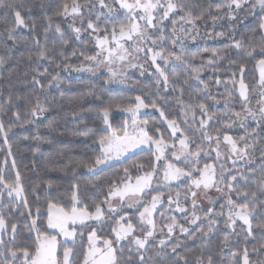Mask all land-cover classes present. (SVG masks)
I'll return each instance as SVG.
<instances>
[{
    "label": "snow or ice",
    "instance_id": "1",
    "mask_svg": "<svg viewBox=\"0 0 264 264\" xmlns=\"http://www.w3.org/2000/svg\"><path fill=\"white\" fill-rule=\"evenodd\" d=\"M100 9H106L107 13L112 14L117 11L115 7L106 3L105 0H97ZM114 4L119 5V9L126 11V23H121L118 26H113L111 31L107 28L101 29L98 24L93 20L87 21V29L97 33L96 42L97 48L99 49L93 55H84L83 61L80 68L77 71H88L96 72L101 68H106L108 72V81H114L117 78L120 82L124 81L126 68H137L144 69V64L139 63L140 54H144L145 61L150 60L154 66L153 75L156 77L158 85H162L165 91L169 89L178 92V96L175 97L176 102L180 105L183 123L191 122L196 125L191 131L193 135L199 133L201 137V143L196 144L192 136L181 128V122L176 119H168L165 116L164 110L159 108L157 102H153L150 107L160 112L161 117L167 121L168 128L170 129V135L168 139H165L162 134L158 136L149 135L145 130L148 121L137 122L136 116L141 108L149 107L145 105L144 101L140 96L135 99V107H127L122 109L125 112H129L132 115V129L130 133L127 130V126L122 127V135H117L113 131L110 135L101 136L99 138V144L102 147V151L99 155L95 156L94 160L82 161L72 168L73 173L77 172V169L83 167L90 173H93L94 169H98L100 165L105 164L107 161L112 160L114 157L118 158L135 149L140 148L141 145L148 144L149 146L155 145L158 154H155V161H161L166 151L172 152V157L176 160H180L182 157L185 162L192 160L198 163V157L202 152H208L212 150V145L215 144V151L217 158L221 155V134L223 135V142H226L231 146V152L235 154L237 159L247 158V162L250 167L248 169V175L240 174V178L245 181L250 179L256 185L255 191L242 190L236 186L238 181L237 175H232L231 179L224 175L225 168L221 165L220 175L217 178L215 167L212 164H205L203 171L199 168L189 169L178 167L177 165L169 162L163 170V176L166 181H180L181 178L190 180V184L184 186L183 196L184 200L187 201L191 198V212L190 215L185 216V222L189 225H197L199 227L195 231H191L189 227H185L177 221L175 216H168L166 212H160L161 223L157 224L154 218V213L158 210V205L163 204V193L157 192V194H151V185L154 176H156L160 169L157 164L149 163L145 164H134L133 168L138 172H143V175H137L135 182H131V176L128 168L124 169V177L121 179L119 184L113 182L109 185L108 191L104 198L95 203V210L89 211L88 207H77L78 203H81L78 199L77 192L79 185H74V190L71 195L72 206L65 208L64 206L54 202V200L47 201L48 218L47 225L49 228L58 229L59 234L67 238H71L72 242L75 243V237L77 236V230L75 225L84 226L87 221H102L105 217V209L103 205H107V211L109 213L119 212V208L115 207L112 203L114 198H118L121 202L129 201V206H135L137 209V219L139 223H133V217L127 212L123 215H119L116 219L115 226L112 227L111 232L114 235V239H101L97 236L96 229L92 228L88 234V245L86 251L82 253L83 259L80 261L76 260V252L74 247H64L63 254H58V241L55 235H50L47 231H40L36 228V219L33 218L30 231H36V239L31 245L24 247H5L6 241L4 235L7 234L9 229V222L5 218L3 210L0 209V264H190L189 259L186 255H181L178 249L183 248L184 244L179 239L175 243L172 242V237L176 229H179L181 234H185L192 239L197 238V233L201 237H206L213 232L214 227L217 225V218H224L225 223L229 228H234L237 221L241 223V232H245L247 236L251 237L253 234V218L256 215L261 214V210H264V199L260 197L264 196V147H260L259 156V173L256 172L254 162L257 159L251 153L257 150L255 140L258 135L256 128L248 130L246 127V121L251 120L257 124V127L264 128V17H261L260 23L258 24L259 39H256V30L253 35L247 37H241L240 39L232 38V44L228 46L229 49L243 52L248 58L260 57L257 61L260 67V79L256 87L260 89L259 99L257 100L258 108L254 109L249 106V85L245 83L243 74L246 71L245 65L240 64L237 67V71L232 72L229 81H224L218 77L214 83L216 85L224 84L225 87L229 83L235 87L237 84V73L240 74L239 83V96L243 100L241 111H231L229 104L232 98V93L228 92L223 97L225 108L227 111L222 114L211 112L209 110L206 99L211 98L212 101L219 103L217 95L212 94L210 91L209 83L201 79V72L208 65L224 59L226 53H218L213 51L212 58L207 63H201L195 65L192 61L195 56H189L185 53L183 48V37H188L190 30L185 25H191V30H196L197 22L204 19L205 12L211 17L213 23L218 19L217 16L212 15V6L201 11L199 15H195L193 8L198 6H190L187 0H113ZM90 0H84V3H80L79 0H71V3H65L62 8L55 13L56 16H69L73 18L81 17V23H83L82 8H89ZM0 8H5L11 15L13 24L6 29L4 33L7 39L15 42V31L19 27L29 28V24L26 22L23 12L25 5L23 2H12L5 3V0H0ZM41 11H44V4L39 5ZM95 5H92L89 10H93ZM217 13H223L230 21H239L241 19V13H252L256 8H259L264 12V0H224L223 3H216L214 5ZM31 11V8L28 9ZM104 12H100L97 15V21L100 20L101 16H104ZM172 19L171 34L173 38L170 43L173 47L180 45L179 51L166 50L159 47L160 42L165 40V36H156L155 32L161 31L159 25H162L165 20ZM48 25L43 28L45 36L49 32L52 26V18L47 17ZM29 30L33 33L36 31L35 22L32 23ZM56 32H61L59 25L55 27ZM74 32L79 34L82 29L80 27H74ZM103 32V35L99 33ZM217 35H224V33H218ZM195 39L194 36L190 37ZM39 40H36V44L39 46ZM67 45V42H65ZM151 45V46H149ZM54 51V50H53ZM72 56H76V52L72 53ZM59 57L62 61H67L69 57L65 55L64 51L59 52ZM32 55L28 56V60L32 61ZM47 59L51 63L55 64L57 68L61 65L56 63L53 59L52 52L46 47H40V50L36 53V60ZM161 60L165 66L171 65L170 69L162 67L157 61ZM133 61H137L133 63ZM87 62V63H85ZM6 63L3 57H0V64ZM119 66V70H118ZM231 66V65H230ZM63 67L66 69L70 67L67 63H64ZM183 68L189 73L187 79L182 81L179 80V76L176 72L177 68ZM31 75V83L34 85H40L41 91H45V86L40 84V77L49 75L48 69L44 68L41 72L39 68H33ZM171 71L173 78L170 80L168 72ZM215 72H219V69H215ZM29 75L28 72L24 73L25 78ZM143 75V71H141ZM60 79L59 72L56 75L51 76L47 87H51L53 83H58ZM192 80L198 81L203 85L202 92L207 95L201 99L200 93L189 94L190 102H184L183 96L185 93V87L190 84ZM254 87L252 91H255ZM161 103H168L169 101L163 97H158ZM12 98L9 96L8 104L11 105ZM5 111L4 107L0 105V112ZM48 108L45 106V101H42L39 96L35 98V102L30 105L25 113V123L29 122L30 118H35L43 115ZM109 108L102 109L105 124L110 128L107 117L109 115ZM199 113V118L197 117ZM16 120L21 118L19 111L12 113ZM72 115L75 117L78 114L73 112ZM220 119L224 123V127L230 128L236 122H239L241 128L244 129V135L239 137V143L237 139H234L231 135H228L226 131H222L221 128H216L214 132L209 131L211 127L210 122ZM230 121V123H229ZM52 127V124H49ZM159 133V129H156ZM0 134L4 135L5 143L7 144V131L3 121H0ZM177 137L178 139V150L177 149ZM34 139H41L39 136ZM249 140L253 143H249ZM208 145V148L203 147L204 144ZM242 143V146H240ZM264 143V141H262ZM195 144V149L191 146ZM9 155H11V145H8ZM235 163V161H234ZM15 168V161L12 162ZM198 172L196 176L194 173ZM225 181H227L225 183ZM120 184L123 187H120ZM223 184V187L220 185ZM0 199L3 197L4 190L7 191V196L13 199H21L28 208V200L24 195V188L21 183V177L19 172L15 174V180L9 183L4 180L3 174L0 173ZM49 187L51 184L49 183ZM215 188L218 193L224 195L225 204L221 205V211L216 212L213 208L204 210L200 207L198 199L209 200L210 203H214L209 196V189ZM33 193L36 194V188H33ZM151 195V201L145 202L142 197L143 195ZM233 194L237 198L243 199L245 202L238 203L237 200L232 198ZM181 192L177 191L175 199L172 194L168 195L167 202L169 210L172 205L175 204L176 208L181 213H188L187 207H182L180 204ZM36 199L39 200V195H36ZM142 209V210H141ZM197 209L203 213L201 216L198 214ZM224 209H227L225 212ZM36 216L42 215L41 209L37 207L35 209ZM24 213H21L23 216ZM28 216H32L31 209L27 211ZM167 220V223L163 221ZM207 220V230H205L204 221ZM256 228L264 232V221L255 225ZM18 225L11 223V240L13 244L16 240ZM166 230V231H165ZM157 232L161 237L158 242L155 240ZM98 241L100 246H98ZM121 241H128L129 247L127 249V256L124 255V248H117ZM67 243V241H64ZM158 244L159 250L153 249L152 245ZM223 248L229 247L230 240L228 236L223 238ZM208 245L204 244L201 246L200 254L194 257L192 264H217L216 260L211 254L205 255V249ZM221 249V252L223 251ZM170 249V251H165ZM119 251L120 255H117ZM152 255H148L149 252ZM255 255L258 257L256 260H252L250 257ZM172 257L171 260L166 258ZM221 264H224L223 258H221ZM227 264H264V243H261L259 247H253L251 253L249 249L245 247L242 253L233 252L232 258L227 261Z\"/></svg>",
    "mask_w": 264,
    "mask_h": 264
},
{
    "label": "trees",
    "instance_id": "2",
    "mask_svg": "<svg viewBox=\"0 0 264 264\" xmlns=\"http://www.w3.org/2000/svg\"><path fill=\"white\" fill-rule=\"evenodd\" d=\"M105 1L117 6V4L113 3V0ZM12 2L14 0H5V3ZM15 2H23L25 5L23 12L25 20L29 24V28L35 22L36 31L33 33L29 28L19 27L15 31V42L7 39L4 33L13 24V20L7 9L0 8V57H3L6 61V63L0 64V105L5 109V111L0 112V121H3L7 131V144L5 143L4 135L0 134V173L3 174L5 181L12 183L15 180L16 172H19L24 195L28 200V208L26 209L22 200L8 197L7 191L4 190L3 197L0 199V209L3 210L5 218L9 222L8 232L4 235L5 247H24L33 244L36 239V231L29 230L33 218L37 221L36 228L40 231H47L50 235H55V232L50 230L47 225V201L51 199L65 208H69L72 192L76 190L74 185H79L77 192L78 199L81 201V203H78L79 207L86 205L89 211H94L95 203L100 202L104 198L109 185L113 182L119 184L124 177L125 168L129 169L131 179L135 180V177L143 175V172L136 171L133 168L134 164H156L154 150L145 149L94 174L83 167L73 173L72 168L77 163L94 160L95 156L101 153L102 147L99 144V138L111 134L105 128L102 109L109 108V112L113 113L115 110L129 106L135 107L136 103H138L135 98L140 96L144 104L149 105L148 109H153L150 105L153 102H157L159 108L164 110L168 119H176L181 122V128L189 136L193 137L195 143H201L199 133L193 135L191 131L192 128L196 127L191 122V118L189 117L187 124L182 122L181 107L175 99L178 96V92L170 89L165 91L162 85L157 84L155 76L146 78L133 76L131 78V87L128 89L110 87L106 74L79 78H72L62 74L65 69L63 67L64 63L70 66L80 65L83 61L81 53L93 55L98 51L95 38L97 33L87 29V21L91 19L98 24L99 28H107L110 32L113 26L118 29L119 24L127 22L125 10L118 9L117 15L105 14L101 16L99 21L96 18L100 12L84 13L83 23H81L82 34L77 39V34L70 28L67 17L55 15L65 3L70 4L71 0H15ZM79 2L83 4L84 0H79ZM223 2L224 0H187L190 6H198L193 8L195 15H199L201 11L212 6V15L217 16L218 19L213 23L211 17L205 12L204 19L197 22L195 31L199 33V37L196 43L188 41L183 46L186 54L195 56L192 61L195 65L206 64L212 58L213 51L226 53L224 59L214 61L213 64L206 66L201 72V79L209 83L212 94H219L217 95L219 103L212 101L211 98L205 100L209 105V110L218 114L228 110L225 108L223 99L228 92L232 93L229 104L231 111H241L243 100L239 96V73H237V84L234 88L231 83L227 87L224 84L216 85L214 81L217 77L221 80L229 81L231 73L237 71L236 66L243 64L246 68L243 79L249 85L250 94L254 95L258 89L256 86L260 76L257 61L260 57L248 58L243 52L229 49L228 46L232 44L233 37L235 39L247 37L253 35L254 30H256V39H259L258 24L261 17H264V12H258L238 29H234L226 22L227 17L223 13L215 11L214 5ZM41 3L45 6L44 11L39 8ZM29 8H31V11L28 10ZM47 17L52 18V26L45 36L43 28L48 25ZM56 25L60 26L61 32H56ZM165 27V40L159 44V47L166 50L179 51L180 45L173 47L170 43L173 38L171 34L172 22L167 23ZM218 33H224V35H217ZM99 35H103V32L99 33ZM37 39L40 42L39 46L36 44ZM65 42H67V45H65ZM40 47L48 48L52 52L53 59L61 67L57 68L55 64L47 59L37 61L36 53L40 50ZM60 51H64L65 55L69 57L67 61L60 59ZM74 51L76 56H72ZM29 55H32V61L28 60ZM33 68H39L41 72L44 68L48 69L49 75L39 78L40 84L45 86V91H41L40 85L31 83V70ZM217 68L219 69L218 73L215 72ZM25 72L29 73L26 78L24 76ZM57 72H59L60 76L59 82L47 87L51 76L56 75ZM176 72L181 81V86H183L182 81L188 78L189 73L182 67L177 68ZM168 75L171 80L173 78L172 72L169 71ZM254 87L256 90L252 91ZM202 88L203 85L198 81L192 80L185 87L184 102H190V93H200V98L203 99L207 94L201 91ZM9 96L12 98L10 106L7 103ZM37 96L42 101H45L48 111L38 117L30 118L29 122L25 123V113L30 105L35 102ZM160 96L165 97L169 102L161 103L158 99ZM17 111L21 113L19 120H16L12 115L13 112ZM73 112L78 115L74 117L72 115ZM197 117L199 118V113H197ZM141 120L148 121L146 131L149 135L158 136L162 134L165 139L169 138L170 129L167 121L161 117L158 110L154 109V111L148 112L141 117ZM112 121L115 132L118 135H122L121 129L125 118L116 116ZM49 124H52V127H49ZM210 125L209 131L214 132L216 128H221L222 131H226L228 135L237 139L238 143L239 137L244 135V129L234 131L226 128L220 119L211 121ZM246 127L249 131L256 128L258 133L255 140L257 150L251 154L257 158L254 166L256 172L259 173L260 161L258 158L260 151L258 149L264 147V143H262L264 141V128L257 127L255 122L247 124ZM156 129H159V133L156 132ZM37 136L41 139H34ZM178 139L179 137H177V142ZM221 141H223L222 134ZM249 143H253V141L249 140ZM8 145H11V155H9ZM205 145L207 144L205 143L203 146ZM240 146H242V143H240ZM191 147L195 148V144ZM13 160L15 161V168L12 165ZM205 164H215L217 178L220 175L221 165H223L225 168L224 175L228 180L231 179L232 175L238 176V181L235 182L238 188L247 191L256 190V185L252 179L245 181L240 178V174L248 175L249 163L232 164L228 159L206 158L199 163L201 171ZM178 165L184 167L182 163ZM198 175L199 173L196 174V176ZM49 183L51 187H49ZM187 184H190V180H185L181 184H174L167 191L172 194L180 191L183 194L184 186ZM121 186L122 184H120ZM223 186V184L220 185V187ZM33 188H36V194L33 193ZM37 194L39 195V200L36 199ZM232 198L237 200L238 203L245 202L243 199L237 198L235 194H233ZM260 198L264 199V196ZM225 202V200H221L213 206V209L216 212H220L221 205L225 204ZM37 207L41 209L42 213L39 217L35 213ZM28 209H31L32 216L27 215ZM224 211L226 212L227 209H224ZM125 212L133 217V223H139L137 209L124 210L115 215L109 214L107 217L111 219L109 223L88 228L86 233L79 237L75 243H63L60 249V256L63 254L64 247H74L76 260H82V253L87 249V235L90 229L95 228L101 239H111L113 237L111 229L115 226L116 219ZM160 212H165V209L161 208L155 216L158 225L161 223ZM197 212L201 216L203 215L199 209H197ZM21 213H24V215L21 216ZM166 215L175 216L179 223L189 227L191 231H195L199 227V222L197 225L186 223L185 215L173 213ZM217 220L218 223L214 227L213 232L206 237H201L197 233V238L192 239L185 234H181L179 229H176L177 236L172 242L175 243L177 239L183 242L184 247L178 249V252L181 255H186L190 264H192L194 257L200 254L201 246L204 244L208 245L207 249H205V255L211 254L217 264H221V258H223L224 264H227V261L232 258L233 252L242 253V250L247 247L251 253L253 247H259L261 243H264V232L255 227V225L264 221V210H261V214L253 218L254 228L251 237L247 236L245 232H241L242 222L237 221L234 228H229L224 218H217ZM163 222L167 223L168 221L165 220ZM11 223L18 225L14 244L11 240ZM204 225L205 230H207V220L204 221ZM224 236H228L230 240L227 248H223ZM116 247L118 249L124 248V255L127 256L129 244L123 243L116 245ZM152 247L155 250H159L158 244H153ZM222 248L223 251L221 252ZM0 251H3V249H0ZM165 251H170V249H165ZM152 254L151 251L148 253V255ZM117 255H120L119 251ZM250 258L252 260L258 259L255 255ZM171 259L172 257H168L166 261Z\"/></svg>",
    "mask_w": 264,
    "mask_h": 264
},
{
    "label": "rangeland",
    "instance_id": "3",
    "mask_svg": "<svg viewBox=\"0 0 264 264\" xmlns=\"http://www.w3.org/2000/svg\"><path fill=\"white\" fill-rule=\"evenodd\" d=\"M129 2H131V0H129ZM106 3H108V2H106ZM92 5H95V8L90 11L89 8H91ZM110 5H112V4L110 3ZM112 6L115 7L117 9V11L115 13L109 14V13H107L106 9H100L97 0H92L90 2V4H89V8H82L81 12H82V14H84V13H91L93 11H98V12H104L106 15H111V16L112 15H117L118 9H119V5L117 4V6H115V5H112ZM258 12H262V11L259 8H256L254 10V12H252V13H247V14L241 13V19L238 22L237 21H230L228 18L226 19V22L232 28L238 29L243 23H245L246 21L251 19ZM66 17L68 19L69 26H70V28L72 29L73 32H74V30H73L74 27H80L82 29L81 17L77 16V17L73 18L72 15H69V16H66ZM172 19H175V17H172L171 19L165 20L162 25H159V27L161 28V31L155 32V35L156 36H160V35L165 36V32H166L165 25L167 23H169ZM185 27L188 28L190 30V32H189V36L188 37H183V36L181 37L183 39V46L188 41H192V43H196V41H197V39L199 37V33L196 32L195 30H191V25H185ZM80 34H82V31H81ZM191 36H194L195 39L194 40L191 39L190 38ZM163 42L164 41H162L160 43H163ZM149 46H151V45H149ZM136 62L137 61H133V63H136ZM157 62L160 63L162 67H167L168 69H170V67H171V65L165 66L164 62L161 61V60H158ZM85 63H87V62H85ZM139 63L144 64V69L143 70L140 69L139 67H137V68H126V69H124V71L126 72V76L124 78V81L120 82V79L117 78L114 81H108L109 86L112 87V88H128L129 89L131 87V78L133 76H139L141 78L153 77L154 76L153 75L154 66L151 64L150 60L145 61L143 53L140 54ZM80 66H81V64L77 65V66H70V67L64 69L62 74L67 75V76L72 77V78H79V77H85V76H87V77H95V76H98V75H101V74H106L107 78H108V72H107L106 68H101V69H99L96 72H88V71H84V70L77 71L76 69L80 68ZM118 70H119V66H118ZM141 71H143V75H141ZM258 72H259V76H260V67H259V65H258ZM259 91H260V89L258 88L255 91L254 95H251L250 92H249V106L254 108V109L258 108L257 100L259 99ZM151 111H154V109H148L147 107L146 108H141L140 111L137 113V116H136L137 122L138 123L142 122L141 117L143 115L147 114L148 112H151ZM116 116H121V117L125 118V122L122 124V127L127 126V130L131 133L133 131V129L131 127V125H132V115H131V113L125 112L122 109L115 110L113 113L109 112L107 120H108V124H110L111 127L109 128L108 125L105 124V128L107 130H109L111 133L113 131H115L113 129V121H112V119L114 117H116ZM251 122H253V121L248 120L245 123L247 125V124H249ZM230 129L234 130V131H241L243 128L240 127L239 122H236L235 124L232 125V127H230ZM145 130H146V127H145ZM178 147L179 146H178V142H177V149L176 150H178ZM203 147L208 148V145H205ZM215 147H216L215 144H213L212 145V150H210L208 152H202L200 154V156L197 158L198 159V163H195L192 160H189V161L185 162L183 157L180 160H176L175 158L172 157V152L171 151H166V153H165L164 157H162L161 161L156 162V164L159 167L160 171L153 178L152 185H151V189H152L151 194L155 195V194H157V192H160V193L164 194V196H163V201L164 202H163L162 205H158L157 212L161 208L165 209L166 214L173 213V214L185 215L186 216V215H190V212H191V198H189V200L185 201L182 192H181V196L179 198L180 199V204H181L182 207H187L189 209V212L188 213H181L176 208L175 204H173L171 210H169L167 198H168V195L172 194V193L168 192L167 190L174 184L184 183L185 179L181 178L180 181H166L164 179V176H163V170L165 169L167 163L171 162V163L177 165L178 167H181L178 164L182 163L184 165V167H181V168H185L187 166V168H189V169L199 168L200 161L202 159H206V158H216L217 160H227L228 159V160H230V162L232 164H238V163H244L245 164V163H248L247 162V158L237 159L235 154H233L231 152V146L228 145L226 142L222 141V143H221V146H220L221 155L219 156V158H217ZM145 149H152V150H154L155 154H158L155 145L149 146L148 144H144V145H141L140 148L135 149L132 152H129V153L125 154V155H122V156H120L118 158L114 157L112 160H109L105 164L100 165L98 169H94L93 172L96 173L98 171H101V170L107 168L108 166H110V165H112L114 163L120 162V161L126 159L127 157H129V156H131V155H133V154H135V153H137V152H139L141 150H145ZM193 149H195V148H193ZM234 161H235V163H234ZM212 165H214V167H215V164H212ZM215 171H216V169H215ZM196 174H198V172L194 173V175H196ZM216 176H217V172H216ZM131 182L134 183L135 180L131 179ZM121 187H123V185ZM175 194H172L173 199L176 198ZM209 196L211 197V200L214 201V203H210L209 200H206V199H198V203H199L201 208L207 210L208 208H213V206H215L221 200H225L224 199V195L222 193H218L215 188L209 189ZM142 199L145 202H150L151 201V195L145 194V195H143ZM19 200H21V199H19ZM112 203H113V205L115 207L119 208V212L124 211V210L131 211V210H135L136 209L135 206H131L130 207L129 206L130 202L127 201V200L121 202L118 198H114ZM71 206H72V203L70 204L69 208ZM77 207H79V204H77ZM103 208L105 209V217H104V219L102 221H87L84 226L79 225V223H77V225H75L76 230H77V236L75 237V241L79 237L83 236L86 233L88 228L102 226V225H104L106 223H109L111 221V219L107 218L109 216V214L115 215V214L119 213V212H117V213H109L107 211V205H104ZM157 212L154 213V218H155ZM50 230L55 232V236L57 237V241H58L57 251H58V254L60 255L61 245L64 243V241H67V243L68 242H72V239L63 236V234L57 235V233L59 232L58 229L50 228ZM96 233H97V236L99 237V234H98L97 230H96ZM176 236H177V234H176V231H175L174 236L172 237V240ZM87 237H88V235H87ZM161 238H166V236L165 237H161L159 235V233L157 232V235L155 236V240L158 242V240L161 239ZM111 239H114V235H113V237ZM123 243H127L128 244V241H121L118 245L123 244ZM98 246H100L99 241H98Z\"/></svg>",
    "mask_w": 264,
    "mask_h": 264
}]
</instances>
